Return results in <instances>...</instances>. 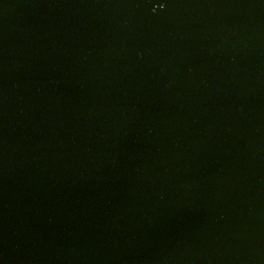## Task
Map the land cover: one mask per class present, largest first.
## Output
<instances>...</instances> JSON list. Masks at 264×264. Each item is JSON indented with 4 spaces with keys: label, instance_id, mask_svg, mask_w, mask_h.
<instances>
[{
    "label": "water",
    "instance_id": "obj_1",
    "mask_svg": "<svg viewBox=\"0 0 264 264\" xmlns=\"http://www.w3.org/2000/svg\"><path fill=\"white\" fill-rule=\"evenodd\" d=\"M0 264H264V0H0Z\"/></svg>",
    "mask_w": 264,
    "mask_h": 264
}]
</instances>
